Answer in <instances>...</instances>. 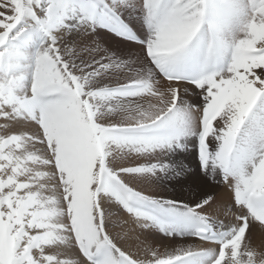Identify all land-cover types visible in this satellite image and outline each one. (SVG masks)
Instances as JSON below:
<instances>
[{"label": "snow or ice", "instance_id": "obj_1", "mask_svg": "<svg viewBox=\"0 0 264 264\" xmlns=\"http://www.w3.org/2000/svg\"><path fill=\"white\" fill-rule=\"evenodd\" d=\"M262 173L264 0H0V264H264Z\"/></svg>", "mask_w": 264, "mask_h": 264}, {"label": "rangeland", "instance_id": "obj_2", "mask_svg": "<svg viewBox=\"0 0 264 264\" xmlns=\"http://www.w3.org/2000/svg\"><path fill=\"white\" fill-rule=\"evenodd\" d=\"M144 35L146 38V36H147L146 31H145ZM197 163H198V161H197ZM190 170L195 171L196 169H195V167H192ZM201 175H203V174H201ZM258 180H264V173H262L258 177ZM216 189L221 190V188H219V187L213 185L211 182H209L208 184L203 185L201 190H198L197 192L191 193V194L188 192V189L186 186L184 188H180V187L173 188L171 186V184H167L166 187L159 188L158 191L161 194H163L169 198H175V199L181 200L182 202L196 203L199 199H202L203 196L206 194H216L218 196L219 191H216ZM218 201L216 204H214L212 206V208L208 209V212H209V215L213 218V220L223 221V223L225 225V229H226V227L230 223V218L223 215V211H222L223 202H221L220 200H218ZM217 230L218 231L220 230L218 224H217ZM167 239L168 240H175L176 239L175 243L180 242V238L178 236L177 237H170ZM167 239L164 238V240H165L164 244H167ZM186 239H190V238H186Z\"/></svg>", "mask_w": 264, "mask_h": 264}, {"label": "bare ground", "instance_id": "obj_3", "mask_svg": "<svg viewBox=\"0 0 264 264\" xmlns=\"http://www.w3.org/2000/svg\"><path fill=\"white\" fill-rule=\"evenodd\" d=\"M259 182L260 183H262V184H264V180H259ZM216 191H219V193H218V200H220L221 202H223V200H222V189L220 190V189H216ZM219 202V201H218ZM221 205V204H220ZM158 235V234H157ZM149 238H151V237H149ZM167 239V238H166ZM176 240V239H175ZM175 240H168L167 239V244L169 243V242H175ZM164 239H163V244H164ZM166 243V242H165Z\"/></svg>", "mask_w": 264, "mask_h": 264}]
</instances>
